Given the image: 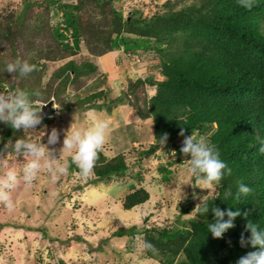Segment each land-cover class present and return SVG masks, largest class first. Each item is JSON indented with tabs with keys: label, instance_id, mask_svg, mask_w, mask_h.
<instances>
[{
	"label": "trees",
	"instance_id": "trees-1",
	"mask_svg": "<svg viewBox=\"0 0 264 264\" xmlns=\"http://www.w3.org/2000/svg\"><path fill=\"white\" fill-rule=\"evenodd\" d=\"M36 5L45 6L47 18L41 23H46L50 31L48 45L40 48L43 62L40 58L33 59L31 52L27 58L23 54L20 57L33 65L34 70L25 77L15 73L12 78L16 80L9 82L10 74L4 69L7 62L17 59V38L24 34V23L16 32L12 29L15 15L1 16L0 45L8 43L10 56L0 57V89L39 90L41 97L34 98V103L47 102L51 97L61 103L60 96L69 82L96 71L97 66L88 61L77 65L69 60L52 73L49 81L42 83L47 61L77 54L81 42L97 56L121 47L123 52L133 54L152 50L157 56L161 78L137 79L130 86L134 89L146 81L156 88L145 109L137 106L141 118H152L154 136V142L145 150L141 148L138 157L146 158L161 146L176 147V152L183 154L177 142L185 138L180 135L184 129L185 136L205 134L216 145L221 160L232 169V174L225 175L220 185L215 186L216 193L207 197L209 207L240 209L241 216L235 219V227L227 230L222 238H214L207 227L209 222H214L211 211L204 215L195 212L186 223L171 229L145 227L143 240L151 242L158 254L144 251V256L159 259L162 264H236L239 257L255 250L251 245L242 247L239 241L242 232L245 238L250 235L245 231L248 219L264 229V153L259 152L260 140H264V0H253L251 9L239 6L237 0H198L150 16L135 9L124 15L121 0H24L21 10L27 13ZM50 11L62 17L60 24L48 23ZM93 12H98L100 17H83ZM106 26L109 29L103 30ZM39 28L34 27V37L42 30ZM68 30H71L72 43L67 41L64 32ZM25 45L30 47L32 40L27 39ZM103 94L106 93L99 91L84 99L78 98L77 103L85 104ZM41 115L45 124L53 120L52 115L42 112ZM131 127V124L121 125V135L128 134ZM22 131L0 123V149L6 142H14ZM164 134L168 139L163 145L160 141ZM134 138L132 141L138 140ZM137 162L140 163L138 158ZM68 166L69 171L78 172L71 156ZM129 166L122 150L110 157L103 151L96 162L95 174L89 179L91 183L110 181L130 171L138 182L130 184L125 191L122 206L127 210L142 205L150 197L144 183L147 171ZM161 169L166 173L162 178L169 180L171 171ZM239 180L252 188V192L236 201ZM229 191L232 195L224 201ZM193 208L189 204L188 210ZM245 212L248 218L244 217ZM116 235L125 233L119 230ZM44 264L67 263L58 258Z\"/></svg>",
	"mask_w": 264,
	"mask_h": 264
},
{
	"label": "rangeland",
	"instance_id": "rangeland-1",
	"mask_svg": "<svg viewBox=\"0 0 264 264\" xmlns=\"http://www.w3.org/2000/svg\"><path fill=\"white\" fill-rule=\"evenodd\" d=\"M23 1L0 0V18L15 15L12 29L16 32L21 23H24V34L17 38V58L25 60L20 56L24 54L27 58L31 52L34 54L33 59L38 60L41 45L47 44L50 37L46 23H41L47 18L45 6L36 5L24 13L21 10ZM197 1L121 0V7L124 15L135 9L144 16H150L170 7L178 9ZM93 15L100 17L98 12L83 17L91 18ZM48 19L51 25H58L62 21L60 15H53L51 11ZM36 25L42 30L40 33L36 32L38 35L34 37L33 29ZM60 26L63 27V24ZM108 29L109 26L103 28ZM29 38L32 45L27 48L25 44ZM80 46V51L69 58L47 61L45 73L41 75L42 83L49 81L52 73L69 60H74L77 65L86 61L93 63L97 66L96 71L70 81L60 96L61 103L57 98L51 97L49 101L55 109L50 114L53 120L47 124L41 122L34 131L26 133L27 137L47 143L48 134L56 128L59 142L49 147H54L59 155L64 133L72 123L76 127L88 126L95 117L102 116L111 122V132L103 151L110 157L122 150L131 169L146 170L144 183L150 197L142 205L124 209L122 200L125 191L130 184L138 182L130 171L123 176L113 177L110 181L91 183V178L82 179L78 172L69 171L68 158L71 155L62 153L61 161L67 168L63 175L53 180L51 174L43 169L30 187L21 181L12 192L13 208L9 209L0 203V264H44L58 258L64 259L67 264H162L159 259L145 257L139 243L143 239V229L150 226L171 229L183 225L194 216L195 206L201 203L202 197L215 194L216 188L209 192L207 189L194 187V179L189 176L186 167L190 157L178 154L176 147L161 146L146 158L138 157L141 148L145 150L154 142V136L152 118H141L137 106L145 109L156 88L146 81L134 89L130 86L137 79L145 80L151 76L161 78L155 52L140 50L135 54L125 53L121 47L97 56L89 52L84 42ZM8 56V43H1L0 57ZM39 60L43 62V59ZM13 76L14 74H10L9 82L15 79ZM32 78L35 79V76ZM99 91L106 94L92 101L88 100L85 104L77 103L78 98L84 99ZM36 103L41 104L38 101ZM98 105L103 106L99 108ZM129 124L132 125L131 130L128 134L121 135L122 129L119 127ZM196 134L205 137L203 133ZM24 135L23 130L18 138ZM134 136L138 140L132 141ZM183 140L177 142L180 148ZM10 143L8 142L9 145ZM173 151L175 156L172 155ZM25 162L13 151L5 152L0 156V176L10 168L21 169ZM161 166L171 171L169 180L162 178L166 173ZM114 183H118L120 188L109 191V185ZM186 183H191L193 187L185 185ZM189 204L194 208L188 210ZM119 230L125 235H116Z\"/></svg>",
	"mask_w": 264,
	"mask_h": 264
},
{
	"label": "clouds",
	"instance_id": "clouds-1",
	"mask_svg": "<svg viewBox=\"0 0 264 264\" xmlns=\"http://www.w3.org/2000/svg\"><path fill=\"white\" fill-rule=\"evenodd\" d=\"M239 6L251 9L253 0H237ZM5 72L8 74L18 73L21 77L27 76L34 70V66L27 60L20 58L6 63ZM41 97L39 90L29 92L17 88L12 91L5 88L0 91V123H3L13 130H24L25 136L17 138L10 145L5 144L0 149V156L11 150L17 157L23 158L26 162L19 170L10 168L0 176V203H3L9 209L14 207L12 192L23 183L30 187L38 178L43 169H46L56 180L58 176L63 175L67 168L61 161L62 153L71 155V163L76 166L79 176L82 179H89L94 176V169L99 154L103 152L104 145L111 132V122L102 117H95L88 126L76 127L73 123L65 131L62 141V147L59 149V155L54 147L59 142V133L53 128L48 134L47 143L32 140L26 136L29 131H34L42 122V108L45 104L34 103V98ZM47 103V102H46ZM181 136H184L180 151L187 159V172L194 179V187L201 189L214 190L215 186L220 185L225 175H231L232 169L226 165L220 158L216 145L204 136H198L196 133L185 136V130L181 129ZM168 139L167 134L161 136V143L164 145ZM259 152L264 153V140H260ZM175 156V151L172 152ZM192 185L186 183L185 185ZM193 187V185H192ZM120 188L118 183L109 185V191H115ZM238 191L235 194V200L239 201L241 195L247 196L252 192V188L247 186L243 180L237 181ZM231 191L225 193L224 201L231 196ZM211 211L213 221L209 222L208 233L214 238H222L223 234L235 227L234 221L241 216V211L237 208L233 211L231 208L222 210L219 206L209 207L208 197H202L201 203L195 206V212L198 215L209 214ZM248 218V213H243ZM227 217V219H225ZM245 231L250 235L245 238L244 233L240 236V245L245 247L251 245L255 250L248 251L236 261V264H264V229L257 223L248 219L245 225ZM140 247L143 251L158 254V249L147 240L140 239Z\"/></svg>",
	"mask_w": 264,
	"mask_h": 264
},
{
	"label": "water",
	"instance_id": "water-1",
	"mask_svg": "<svg viewBox=\"0 0 264 264\" xmlns=\"http://www.w3.org/2000/svg\"><path fill=\"white\" fill-rule=\"evenodd\" d=\"M54 111H55V109L52 107V102L51 101L45 103V105L42 108V113L44 115H47V116L52 114Z\"/></svg>",
	"mask_w": 264,
	"mask_h": 264
},
{
	"label": "built area",
	"instance_id": "built-area-1",
	"mask_svg": "<svg viewBox=\"0 0 264 264\" xmlns=\"http://www.w3.org/2000/svg\"><path fill=\"white\" fill-rule=\"evenodd\" d=\"M64 32L68 36L67 41H69L70 43H72L71 30L64 31ZM42 104H45V103H42Z\"/></svg>",
	"mask_w": 264,
	"mask_h": 264
}]
</instances>
